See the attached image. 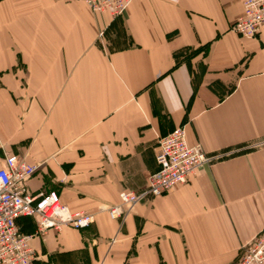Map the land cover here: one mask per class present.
Masks as SVG:
<instances>
[{"label": "crops", "instance_id": "0c3cea01", "mask_svg": "<svg viewBox=\"0 0 264 264\" xmlns=\"http://www.w3.org/2000/svg\"><path fill=\"white\" fill-rule=\"evenodd\" d=\"M242 2L132 0L113 18L81 1L0 0V167L18 154L37 166L29 192L94 216L44 235L20 217L34 264H232L264 228V145L251 148L264 139V26L230 30ZM178 126L216 159L111 218Z\"/></svg>", "mask_w": 264, "mask_h": 264}, {"label": "built area", "instance_id": "2783aa9c", "mask_svg": "<svg viewBox=\"0 0 264 264\" xmlns=\"http://www.w3.org/2000/svg\"><path fill=\"white\" fill-rule=\"evenodd\" d=\"M74 1V0H61ZM78 1V0H77ZM93 12L108 11L112 17L121 15L132 0H79ZM264 26V0H243L242 13L230 30L244 38H255ZM102 32L99 33V36ZM215 158L208 155L200 143L189 144L183 126H178L157 139L155 162L146 186L139 191L123 190L119 203L106 207L111 218H121L126 209L141 199L166 193L187 182L189 176ZM37 166L27 163L18 154L7 153L0 167V264H34L31 235L21 231L20 217H31L35 234L44 235L48 229L59 231L68 226L74 229L88 227L93 213L73 211L62 202L56 191L39 190L31 193L27 181ZM113 241V240H112ZM237 264H264V228L241 248Z\"/></svg>", "mask_w": 264, "mask_h": 264}, {"label": "rangeland", "instance_id": "374dc122", "mask_svg": "<svg viewBox=\"0 0 264 264\" xmlns=\"http://www.w3.org/2000/svg\"><path fill=\"white\" fill-rule=\"evenodd\" d=\"M61 1V0H60ZM74 1H77V0H74ZM79 1V0H78ZM82 2V1H81ZM84 3V2H83ZM85 4V3H84ZM130 4V3H129ZM128 4V5H129ZM128 7V6H127ZM89 8V7H88ZM90 9V8H89ZM91 10V9H90ZM93 12V11H92ZM109 13V12H108ZM110 14V13H109ZM111 15V14H110ZM120 16V15H119ZM119 16H116V17H119ZM113 18H115V17H113ZM262 145H264V139L262 140V141H260V142H258V143H256V145H253V146H251V148H253V147H258V146H262ZM203 148V147H202ZM204 150V149H203ZM205 151V150H204ZM206 152V151H205ZM207 153V152H206ZM208 154V153H207ZM221 155H224V153H220ZM208 155H210V156H214L215 158H213L212 160H215L216 159V155H211V154H208ZM137 192V191H136ZM150 198H152V197H150ZM150 198H147V199H150ZM121 219V218H120ZM263 229V228H262ZM260 232V231H259ZM258 232V233H259ZM257 233V234H258ZM256 234V235H257ZM240 254H241V250H239V252H238V256H237V258L234 260V262L232 263V264H237L238 262H239V258H240Z\"/></svg>", "mask_w": 264, "mask_h": 264}, {"label": "trees", "instance_id": "16d2710c", "mask_svg": "<svg viewBox=\"0 0 264 264\" xmlns=\"http://www.w3.org/2000/svg\"><path fill=\"white\" fill-rule=\"evenodd\" d=\"M31 218V217H30ZM32 219V218H31ZM19 220V219H18Z\"/></svg>", "mask_w": 264, "mask_h": 264}]
</instances>
